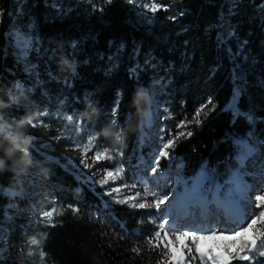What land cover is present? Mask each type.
<instances>
[{
	"label": "trees",
	"instance_id": "16d2710c",
	"mask_svg": "<svg viewBox=\"0 0 264 264\" xmlns=\"http://www.w3.org/2000/svg\"><path fill=\"white\" fill-rule=\"evenodd\" d=\"M23 34L31 42L26 59ZM237 89L240 115L232 108ZM148 91L173 134L180 121H193L179 129L192 136L180 138L160 170L189 180L203 166L212 177L205 188L222 183L238 167L237 139L264 140V0H168L149 17L129 0H0V125L28 116L46 125L28 128L31 165L0 171V264H27V237L50 264H159V250L145 241L153 210L115 203L82 182V170L48 139L53 113L71 115L98 144L118 150L126 170L143 173L150 166L139 154H154L144 123ZM209 98L215 108L197 124ZM31 180L45 183L57 205L55 226L26 218L35 202L22 189Z\"/></svg>",
	"mask_w": 264,
	"mask_h": 264
},
{
	"label": "snow or ice",
	"instance_id": "6c2138e0",
	"mask_svg": "<svg viewBox=\"0 0 264 264\" xmlns=\"http://www.w3.org/2000/svg\"><path fill=\"white\" fill-rule=\"evenodd\" d=\"M111 3V0H108ZM156 7H152L151 11L155 12ZM229 37L234 36V32L228 33ZM18 50L21 58L26 59L27 53L31 50V42L27 34H23V39L18 41ZM73 71H75L73 66ZM67 84V81L65 82ZM17 88H22L20 83L16 84ZM239 89L233 97L232 108L236 115H240L236 103L239 96ZM208 105H212L209 111L215 108L211 98L208 103L202 105L194 114L193 120L200 124L202 121L198 119L200 114ZM3 106V105H0ZM117 109H114L116 111ZM46 115V113H41ZM250 121L251 116L247 117ZM65 120L71 124L75 129L76 139L70 145L71 149L81 152L80 164L84 169L90 170L94 164L102 161L115 162L116 157L120 155L116 150L109 147L98 146L95 134H92L83 127L82 122L77 123L75 118L71 115L65 117ZM32 128L41 126L43 121L34 122L33 119L28 118ZM193 121L184 120L177 124V131L173 134L171 129L161 127L159 129L158 139L160 147L156 150V155L152 159V166L148 169L158 181L160 176L161 159H172L174 157V150L178 146L181 137L187 138L192 136L191 131H179V129H187L188 124ZM3 125H0V133L4 131ZM253 134L248 133L251 137ZM30 138V134H28ZM63 133H60L54 139L59 142L64 139ZM117 141L121 140V135L118 132L115 136ZM240 146L241 151L237 155V160L241 166L245 161L255 155L257 146L250 143L245 138H240L236 141ZM95 149V150H94ZM89 152H93L92 156H88ZM91 159L94 164H89ZM143 160V157H141ZM68 163L73 167L79 168L75 160L68 158ZM104 175L100 180H92L90 171L82 172L84 180L82 182H90L93 184H100L101 187L107 185L113 177H120L125 169L122 163H116L113 169L100 168ZM162 174V173H161ZM205 182L212 183V177L209 175L205 167H201L198 176L189 186L188 182L172 180L165 183L163 187L159 184L144 181L142 190L135 193H124L123 188L129 190L137 188V183H124L120 186H114L106 189V194L112 198L115 203L127 204L135 209H155L154 215L149 217V221L154 225V232L145 237V241L153 249L159 250L161 257L159 264H194L199 260V264H233L234 261L248 262V264H264V195H256L254 208L259 209L258 212H253L249 217L246 204L251 200L249 193L251 192V185L247 184L239 170H235L230 177L228 183L230 187L226 196L221 198V185L214 184L212 187L205 188ZM183 183V190H179L178 186ZM116 193V196H113ZM151 198V199H149ZM212 205L223 211V220H216L215 222L204 221L212 214ZM73 213L79 210L75 206H68ZM196 207L200 209L199 220L190 211L191 208ZM53 210L44 212V217L47 218L51 226ZM192 218L193 222L183 227L178 226L179 219ZM144 221L141 220L142 224ZM236 225L237 227H227V224ZM122 239L124 237H121ZM35 244L36 241H31ZM134 252H139V248H133Z\"/></svg>",
	"mask_w": 264,
	"mask_h": 264
},
{
	"label": "rangeland",
	"instance_id": "374dc122",
	"mask_svg": "<svg viewBox=\"0 0 264 264\" xmlns=\"http://www.w3.org/2000/svg\"><path fill=\"white\" fill-rule=\"evenodd\" d=\"M129 1H130V3H131V5H132V7L135 10L137 15H143V16H147V17L152 16L154 13H156L160 10H165L167 8V5H168V0H129ZM152 7H156L157 10L155 12L151 11ZM21 36L22 35H20L18 33V37L21 38ZM147 96H148V99H147V111L145 114V125H146V127L149 128L150 132L148 134L146 131H143L140 135V138L145 139L146 135L147 134L149 135V139L151 140L152 146H154V148H153L154 154L152 155V154L142 153V154H139L138 158L141 159V157H143L144 160L147 161V165L151 167L152 166L151 161L156 155V150L160 147V141L158 139L159 129L161 127H164V126H162V124L164 123V121L169 116L166 117L160 113V109H161V111L162 110L164 111V109L160 108L158 106V104H156L154 101L151 100L150 91H148ZM42 113L48 114L46 111H43ZM66 116H68V115L59 114L58 112L53 113L52 117L55 120L53 125H52V127H53L52 129L54 131V136H52L48 139L50 141H53V143H55L61 149V151L65 154L67 160L69 157L73 158L75 160L76 164L79 165V168L82 170V172L90 171V173H94V175H92V180H96V181L100 180L101 177L104 175V173L101 171H97V169H100V168L113 169L115 167L116 163H121V154L116 157L115 162L102 161L101 163L94 164V162L91 159H89L88 163L94 164V166L90 170L84 169L83 165L80 164L81 155H82L81 152L79 150L74 151L70 147V145L76 139V137L74 135L75 129L71 126V124H69L65 120ZM34 117H38V115L34 114ZM28 118H29V116L27 117V119ZM75 120L77 123H80V121L78 119L75 118ZM60 133H63V136L65 138L60 140L59 142H57V140L54 138L57 137ZM249 142L252 143L253 140H250ZM95 143L98 146H101L96 141H95ZM255 145L257 146V151H256L255 155L249 157L245 161L243 166H241L237 160V155L241 151L240 146H238L237 151H236V155H235V159L238 163V167L234 168L229 173V175L230 174L232 175L233 171L239 170L241 175L244 178V181L247 184L252 186L251 192L249 193V195L251 196V200L246 204V208H247V212L249 214V217L251 216V214L254 211L255 212L259 211V209L254 208L255 196L258 194L264 195V140H262L260 142L257 141ZM101 147H103V146H101ZM114 150H116V149H114ZM116 151L119 152L118 150H116ZM92 155H93V152L88 153V156H92ZM139 159H138V161H141ZM32 166L36 169V171L38 173L41 172L40 167H36L34 164ZM124 169H125V171L120 177H113V180H111L107 185H104L103 187H101L100 184H98V183H96L94 185L99 186L101 188V190L103 191V193L106 194V189H110L114 186H120V185L124 184L125 182L128 183L129 185L132 183H137V188H134L131 190H129L128 188L122 189V192H124V193H129V191L131 193H135L136 191L142 190L144 181L155 182V183L159 184L160 187H163L165 185V183L170 182L172 180H177V181H182V182H188V184L190 186L191 183L193 182L192 177L194 176L193 175L192 177H190L189 180H185L181 176L175 175V173H173L171 171L164 172V171L160 170V172L157 174L160 176V178L158 181H156L154 175L148 171L149 168L144 170L143 173H140V174L131 173L128 169L126 170V167H124ZM177 171H179V169ZM199 171L200 170H198L197 172L199 173ZM228 178H229V176H227L225 178V180H223V182L227 181ZM31 181L33 183L31 188L34 187L33 189H35V190H33L31 188L30 189H25V188L22 189V192L26 196L32 197L33 201L35 202V204H33L32 207L27 208L26 218L29 219V221H31L30 223H32V225H35L36 222L49 223L47 218L44 217V215H43L44 212L55 209V211L53 212V218H54L59 213V209H58L57 205L54 204L51 197L48 196V194L45 192L46 191L45 190L46 184L43 182H36L34 180H31ZM214 184L222 185L221 183H218V182H215ZM174 187H178L179 190L182 191L183 190V183H181L178 186H174ZM221 190H223L222 187H221ZM225 191L227 194L228 190L226 189V190H224V192ZM116 195H117L116 193H113V196H116ZM108 197L112 200V198L110 196H108ZM221 197H223V196H221ZM149 199H151V198H149ZM151 210H153V212L155 214L156 210L155 209H151ZM190 211L194 215L196 214L195 217L197 218V220H199V215H198L197 211L199 212L200 209L193 207L190 209ZM220 212L223 213V211L221 209H218L215 205H212V214L207 218L206 221H204V223L207 224L208 221L215 222L216 220H222V218H220L218 216V214ZM192 222H193V220L191 217H189L188 219H179L177 221L178 226H180V227H183L185 225H189ZM227 227L231 228V227H237V226L234 225V226H227ZM33 240L34 239L32 237L26 238L25 253H26L27 264H50L44 259V254L37 247V244L31 243V241H33ZM262 259H264V258H262ZM235 262H236L235 264L239 263V261H235ZM241 263L242 264H248V262H241ZM194 264H199V260H196L194 262Z\"/></svg>",
	"mask_w": 264,
	"mask_h": 264
},
{
	"label": "clouds",
	"instance_id": "9594fccd",
	"mask_svg": "<svg viewBox=\"0 0 264 264\" xmlns=\"http://www.w3.org/2000/svg\"><path fill=\"white\" fill-rule=\"evenodd\" d=\"M4 131L0 133V171L6 168L23 171L31 165L28 151L31 143L28 128L31 126L27 118H22L14 125L3 122ZM116 143L117 141L115 139Z\"/></svg>",
	"mask_w": 264,
	"mask_h": 264
},
{
	"label": "bare ground",
	"instance_id": "6f19581e",
	"mask_svg": "<svg viewBox=\"0 0 264 264\" xmlns=\"http://www.w3.org/2000/svg\"><path fill=\"white\" fill-rule=\"evenodd\" d=\"M234 172V171H233ZM198 172L192 177V180L194 181L195 179H196V177L198 176ZM229 176V178H228V180L227 181H229V179H230V177L232 176L231 174L230 175H228ZM224 196H226V195H224ZM223 196V197H224ZM223 197H221V198H223ZM197 213H198V215H199V213H200V211L198 212L197 211ZM196 215V214H195ZM218 216L220 217V218H222V220L224 219V216H223V213L222 212H220L219 214H218ZM226 226H234V225H232V224H227ZM235 264V263H234ZM238 264H242L241 262H239Z\"/></svg>",
	"mask_w": 264,
	"mask_h": 264
}]
</instances>
